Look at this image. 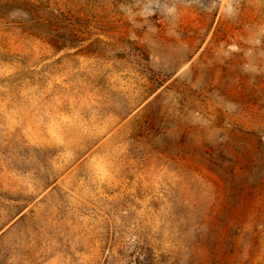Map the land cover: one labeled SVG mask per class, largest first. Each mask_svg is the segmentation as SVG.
<instances>
[{
    "label": "rangeland",
    "instance_id": "374dc122",
    "mask_svg": "<svg viewBox=\"0 0 264 264\" xmlns=\"http://www.w3.org/2000/svg\"><path fill=\"white\" fill-rule=\"evenodd\" d=\"M0 264H264V0H0Z\"/></svg>",
    "mask_w": 264,
    "mask_h": 264
}]
</instances>
